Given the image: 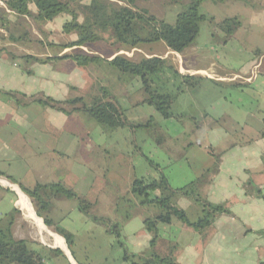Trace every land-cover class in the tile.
Instances as JSON below:
<instances>
[{"label": "crops", "instance_id": "1", "mask_svg": "<svg viewBox=\"0 0 264 264\" xmlns=\"http://www.w3.org/2000/svg\"><path fill=\"white\" fill-rule=\"evenodd\" d=\"M7 1L0 0V11L16 22L18 15L7 8ZM166 1H140L137 5L162 19L157 9L168 7ZM215 5L224 7L219 9L226 17L204 15L213 17L216 23L228 18L240 22L225 42V48L232 45L231 55L217 51L213 39L221 31L216 26L214 32L210 26L208 41L199 42L198 35L181 54L164 44L124 52L135 61L141 57L169 59L180 75L203 78L198 87L181 94L174 104L178 107L176 113L182 111L190 117L183 121L166 119L181 125L174 137L166 128L167 136L156 135L158 128L155 136L161 141L153 142V132L144 130L149 128L125 127L109 132L83 112L67 114L35 101L18 107L0 100V179L8 183L0 184V197H13L17 213L12 225L15 239L27 241L32 250L37 248L30 245L38 244L62 252L63 257L50 255L46 264H146L153 254L170 256L175 264H264V0ZM29 9L36 15L34 4ZM57 21L62 29L67 17L60 16L53 23ZM17 44L14 46L23 50ZM75 50L76 47L41 55L24 50L36 59L34 63L27 62L26 70L2 58L1 63L11 66L13 72L1 73V80L11 92L24 94L27 100L42 96L58 101L80 97L89 100L91 89L97 90L100 81L93 79L88 68L79 67L70 58L62 59ZM49 59L70 61L67 65L71 69L52 68ZM18 78L28 79L26 88L16 84ZM113 83L101 86L115 97L127 119L134 125L148 124L150 115L155 114L151 106L143 104L142 88H128L129 82L123 81L128 86L115 90ZM227 89L234 99L228 97ZM120 97L129 103L126 109ZM87 122L91 125L87 126ZM143 130L151 138L149 143L140 137ZM163 140L170 143L163 145ZM163 168L173 190L197 182L200 195L210 204L226 206L230 214L219 216L201 232L178 220L159 223L158 239L151 247L152 234L146 231L144 222L158 217L161 211L134 203L130 188L135 179H159ZM59 183L92 204L89 214L80 210L77 199L56 192L53 185ZM38 185L44 186L43 198L49 207L43 215L52 226L37 215L29 197L34 215L46 230L60 238L66 250L39 241L37 228L20 209L17 189L26 194L21 186L33 190ZM174 201L190 221L191 215L198 213L196 220L202 216V208L193 200L176 195ZM101 218L118 225L123 244L110 232L111 226L98 221ZM58 230L71 236L72 243L68 244Z\"/></svg>", "mask_w": 264, "mask_h": 264}, {"label": "trees", "instance_id": "2", "mask_svg": "<svg viewBox=\"0 0 264 264\" xmlns=\"http://www.w3.org/2000/svg\"><path fill=\"white\" fill-rule=\"evenodd\" d=\"M140 1L148 0H90L88 3L84 0H9L6 6L14 14L32 17L38 23L53 22L60 16L67 17L62 34L75 36L76 40L55 45L59 51L98 44L107 41L106 36H108L114 51L130 52L147 45L164 44L173 52L181 54L195 42L201 23L214 22L213 18L201 13L204 0H188L187 4H183V10L177 14L173 24L158 18L147 9L138 7ZM211 1L221 4L233 0ZM32 4L37 8L36 15H33L29 9ZM2 16L7 20L4 13ZM5 22L2 20V26ZM216 27L229 39L240 27V22L237 18H228L216 24ZM26 57L34 59L31 56ZM63 58L72 59L81 68H88L91 64L105 59L98 55L87 54L83 50H77ZM107 61L123 75L138 79L144 95L143 104L155 107L164 118L173 117L172 107L181 94L198 87L203 82V78L198 76L180 75L169 59L153 57L138 62L125 55H118L113 60ZM96 93L90 100L80 97L58 101L47 96L30 97L27 100V96L19 92L3 93L2 98L6 103L27 104L29 101H35L67 114L83 112L109 132L125 127L132 129L151 127V122L146 125L131 123L126 117L125 110L117 104L115 97L106 88H98ZM12 182L16 183L13 180ZM53 187L57 193L77 199L80 210L89 214L92 207L89 201L79 198L63 184H54ZM196 187L197 182H193L185 188L173 190L163 177L159 180L140 178L133 181L130 195L134 203L141 207L156 205L161 211L158 217L146 219L144 222L146 231L152 234L151 247L158 239L159 223L170 224L173 220H178L201 232L213 224L219 216L230 214L226 206L210 204L199 194ZM43 188L44 186L38 185L35 189L28 190L21 186L22 191L27 194L25 195L31 198L37 215L44 219L47 226H52L51 221L43 215L49 207V202L43 198ZM176 195H182L201 205L202 216L195 222L190 221L187 213L174 201ZM98 221L111 226L110 232L117 237L120 244H123L118 225H112L104 218ZM1 222L0 220V264H46L50 255L63 257L61 251L48 250L38 244L37 250H32L27 241L14 238L13 222H10L6 229L2 227ZM56 232L63 236L68 244L72 243L71 236L63 231ZM149 259L146 264H175L170 256L161 258L153 254Z\"/></svg>", "mask_w": 264, "mask_h": 264}, {"label": "rangeland", "instance_id": "3", "mask_svg": "<svg viewBox=\"0 0 264 264\" xmlns=\"http://www.w3.org/2000/svg\"><path fill=\"white\" fill-rule=\"evenodd\" d=\"M166 3L168 4V7H164V9H157V10H160L157 12V15H159V17H161L162 19H165L168 23H174L176 21L177 14L183 10V4L184 3L181 4V2H179V1L176 2L174 0H168V2L166 1ZM215 4L216 3H214L211 0H204L203 4L201 6V13L202 14L215 15L217 17V19L226 17V15L223 14L222 9H219V8H224V7L223 6L218 7V5H215ZM1 13H4V10H1L0 14ZM5 15H6V17H9V14H5ZM17 18H19V19H17V21L15 22L11 18H8L10 20V21H8V19L6 20L4 17H2V20L6 21L4 23V25L6 24V26H2V23L0 20V67L4 68V69L0 70V91L2 92V94L0 95V100L3 102H5L2 98L3 93H10L11 91L9 89H11V88H7L6 86H4V84H3L4 82L1 80V78H2L1 73L6 74L8 72V70L13 72V68L11 66L5 67V65L3 63H1L2 58L3 59L4 58L11 59L17 65H21L20 68L26 70L27 69V67H26L27 62L30 61L31 63H34L36 61V59L35 58L34 59L27 58L26 56H28V55L24 50H30L35 55H41L42 53H45V52L46 53L50 52L49 54H54L55 52L56 53L59 52V49L56 48L55 46H51L50 42L57 43V44H65V43H69L70 40H73L76 38L75 36H65L62 34V29H61L60 23H58L60 21H57L54 23L53 22L38 23L32 17L25 18V16H18ZM211 18H213V17H211ZM214 21H216V20L214 19ZM211 22L212 21H205V22L201 23V26H200L201 32L199 33V36H200L199 42L208 41L207 34L209 32L210 26L212 27V32H214V30L216 28L215 26L218 23H216V22L211 23ZM217 31H218V29H217ZM27 34H28V36H26ZM225 37H226V35L222 31L220 33H218L215 36V39H213L214 45L216 46V49H217V51H219L220 54L229 53L231 55L232 54V51H231L232 45L229 44L227 48L224 47L227 45L225 43L226 40H229ZM106 39H108V40L100 42L98 44L91 45V46L76 48V50H75V51L83 50L87 54L98 55L102 58H105L104 60H101V61H98V62L91 64L87 69L88 72L91 71L93 73V79L95 81L97 79L100 81V85L98 87L101 88L102 84H104V83L108 84V83H111L113 81L115 83L112 84V88L117 90V89H121V88H126L128 86V84L126 85L122 82L128 81L129 82L128 88H132L135 90H137L139 87L141 88V84H140V81L138 79H131L130 77L123 75L119 70H117L116 68H114L113 66H111L109 64V62L107 61L108 59L113 60L118 55H125L127 57L129 55L127 53L124 54V52H126V51H123V50L114 51V49H112V47L110 45L111 41L109 40L108 36H106ZM16 41L19 44L14 43ZM14 44L21 46L23 48V50H21L17 46H14ZM7 45H9V46H7ZM68 50H70V49H68ZM67 52H69V51H67ZM112 55H114V56H112ZM44 59L45 58H42L41 60H44ZM142 59H144V58L143 57H141L139 59L136 58V60H138V61H141ZM60 60L61 59L50 60L49 62L52 65V68H54L55 66L56 67L61 66L63 69H65V71H69L71 68L69 65H67V62H70V61H60ZM27 80L28 79H25V78L24 79L18 78V80L16 81V84L21 85L24 88H26ZM95 89H96V87H93V89H91L90 98L92 96H94L95 94H97ZM227 90H228V92H227L228 97L233 98L234 95H232V93L229 89H227ZM21 91H24V90H21ZM139 92L141 93L140 90H139ZM242 97H245V96L242 95ZM90 98H89V100H90ZM120 99H121L120 100L121 105L124 106L126 109L127 105H129V103H127L126 100L123 99L122 97H120ZM26 102H27V100H26ZM12 103H14V105H16L18 107L25 105V102H22L21 104H18L16 102H12ZM189 105H190V103H189ZM150 108H151L152 114H155V115H150L148 121L149 122L151 121V127L149 129H144V130L153 132V136H151V138L153 139V142H154V140L158 143H160V141H161V139L158 136H155V132H157L156 130L158 128L160 129V131L157 132L156 135L167 136L166 132H165L166 130L164 129V128H166L169 131V133H171L170 136L174 137V135H175L174 133H176V131L181 128V125H178L176 123H172V122L166 120V119H170V118H164L163 115L160 112H158L155 107H150ZM177 109H178V107H176V105H173L172 111H171L173 113V117H171V118L177 119L179 121H183L184 118L190 117L189 113H180L182 111H180L179 113H176ZM144 113L146 114V111H144ZM134 114H136V113H134ZM86 116H88V115H86ZM88 117H89V119H91L92 122H94L98 126H101L93 118H91L90 116H88ZM198 120L200 121L199 118H198ZM188 121H191V120L187 119L186 122H188ZM86 125L87 126L91 125V122H87ZM101 127H103V126H101ZM144 130H143L144 133H141L140 137L142 139L146 140L147 143H149L148 138L149 139H151V138L149 136H147V133ZM201 138H202V136H200V139ZM193 141H195V140H193ZM166 142L168 144L170 143V141H168V140L167 141L163 140V142H162L163 145H165ZM171 143H174V141L171 140ZM166 172H167L166 169L163 168L161 170L162 174H161L160 178L163 177L167 180V178H166L167 176L165 175ZM159 179H157V180H159ZM167 182H168V180H167ZM168 184H169V182H168ZM185 187H187V186H185ZM185 187H183V188H185ZM26 197H27L28 203L30 204L29 197L28 196H26ZM30 206H31V204H30ZM199 206L202 208L201 205H199ZM153 207H155L156 209H159V207H157L156 205ZM15 208L16 207L13 203V197L10 194L5 195L4 197H0V220L2 221L1 222L2 227H4L5 229L9 226L10 222L14 221L13 219H16L17 213L15 211ZM197 214L198 213L191 215L190 219L193 221L196 220L197 217H199V216H196ZM39 241H40V239H39ZM30 246L33 247L34 249L37 248V247H35V245H30Z\"/></svg>", "mask_w": 264, "mask_h": 264}, {"label": "bare ground", "instance_id": "4", "mask_svg": "<svg viewBox=\"0 0 264 264\" xmlns=\"http://www.w3.org/2000/svg\"><path fill=\"white\" fill-rule=\"evenodd\" d=\"M0 184L5 185V186L8 185V183H6L3 179H0ZM17 191L19 192L21 196L20 209L22 207L26 220H28L31 224H33L37 228L38 233H39V239L42 242L49 244L53 247L62 248L66 250L65 244L60 240V238L50 233L48 230H46L43 227L41 220L36 218L30 204L28 203V200L25 194H22L18 189Z\"/></svg>", "mask_w": 264, "mask_h": 264}]
</instances>
